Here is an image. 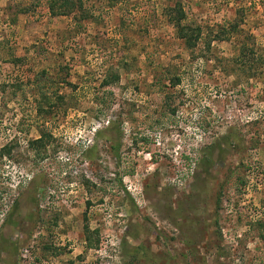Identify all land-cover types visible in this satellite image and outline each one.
<instances>
[{
	"label": "rangeland",
	"instance_id": "374dc122",
	"mask_svg": "<svg viewBox=\"0 0 264 264\" xmlns=\"http://www.w3.org/2000/svg\"><path fill=\"white\" fill-rule=\"evenodd\" d=\"M74 2L0 0V264H264V0Z\"/></svg>",
	"mask_w": 264,
	"mask_h": 264
},
{
	"label": "trees",
	"instance_id": "16d2710c",
	"mask_svg": "<svg viewBox=\"0 0 264 264\" xmlns=\"http://www.w3.org/2000/svg\"><path fill=\"white\" fill-rule=\"evenodd\" d=\"M56 5H57V8H61V11H58V12H60V13H61V12H63V13H67V12H69L70 10H71V12H72V11L75 10L77 7H78L79 9H82V7H81V3H80L79 5H76L75 2H74V0H50V6H49V8H50L52 11L55 9ZM74 8H75V9H74ZM82 14H84V17H85V18L90 17L89 13H87V12L80 13L79 17H81ZM174 16H176L175 18H174V17H173V18H174L175 22H177V23H176L177 26H180V25H178L179 23H178V21H177V20H181V19H182V11H181L180 8L177 9L176 14H175ZM84 17H83V18H84ZM182 28H183V27H182Z\"/></svg>",
	"mask_w": 264,
	"mask_h": 264
}]
</instances>
